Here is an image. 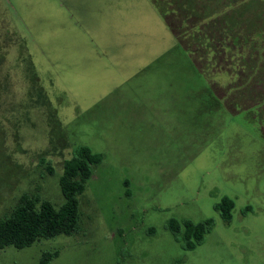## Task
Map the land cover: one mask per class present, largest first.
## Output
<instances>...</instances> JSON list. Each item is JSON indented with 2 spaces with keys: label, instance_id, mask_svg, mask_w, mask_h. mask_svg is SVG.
I'll return each mask as SVG.
<instances>
[{
  "label": "rangeland",
  "instance_id": "rangeland-1",
  "mask_svg": "<svg viewBox=\"0 0 264 264\" xmlns=\"http://www.w3.org/2000/svg\"><path fill=\"white\" fill-rule=\"evenodd\" d=\"M177 41L152 0H0V218L23 194L59 208L65 161L80 146L103 156L78 197L79 229L0 249V264L54 250L48 264H264V102L234 106L228 73L205 75ZM165 74L190 76L175 92L205 84L202 109L191 98L152 129L137 113L170 110ZM226 196L230 221L216 209ZM172 219L214 223L187 250Z\"/></svg>",
  "mask_w": 264,
  "mask_h": 264
},
{
  "label": "trees",
  "instance_id": "trees-1",
  "mask_svg": "<svg viewBox=\"0 0 264 264\" xmlns=\"http://www.w3.org/2000/svg\"><path fill=\"white\" fill-rule=\"evenodd\" d=\"M152 1L178 42L197 54L205 75L209 68L219 66V71L228 73L225 95L234 106L249 108L264 102V0ZM102 159L101 153L80 146L65 161L60 177L65 202L59 208L47 199L23 194L11 213L0 218V249L24 248L42 238L76 232L78 197L93 175V166ZM216 209L230 221L234 201L226 196ZM213 223V219L183 223L172 219L169 229L185 249L193 250L204 241ZM58 254V250L44 252L40 264H48Z\"/></svg>",
  "mask_w": 264,
  "mask_h": 264
},
{
  "label": "crops",
  "instance_id": "crops-1",
  "mask_svg": "<svg viewBox=\"0 0 264 264\" xmlns=\"http://www.w3.org/2000/svg\"><path fill=\"white\" fill-rule=\"evenodd\" d=\"M158 78L164 82L172 83L170 86L171 88H167L163 91V94L165 95V97L169 98L168 104L170 106V110L168 108H164V105H161L158 107H150V108L142 107L140 110H138L137 114L143 115L144 113H148V114L153 115V117L150 118L151 120H153V123L149 125L150 128L157 129V128L162 127V128L168 129L169 127L168 124L170 125L173 119L172 112H176L181 115L188 113V111L191 109L190 102H189L191 98H193L195 101L193 108H195V110L196 108L202 109V105L200 106V98H204L205 96V92H206L205 84L201 85V90H200L199 84L195 86L193 90H188L186 89L187 86L182 85V90L184 91L188 90V91L186 93L182 91L175 92L172 88L174 81L176 80L178 82H189L190 76L182 75L181 77H175L172 75L165 74V75L159 76ZM196 82H199V81H196ZM185 94H186V98H185ZM174 97H178L179 100L173 101L172 99ZM204 104L205 103H203V105ZM141 118L144 119V116H142Z\"/></svg>",
  "mask_w": 264,
  "mask_h": 264
}]
</instances>
